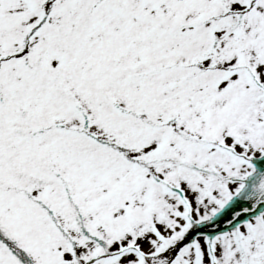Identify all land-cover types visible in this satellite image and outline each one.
I'll return each instance as SVG.
<instances>
[{
    "label": "snow or ice",
    "instance_id": "1",
    "mask_svg": "<svg viewBox=\"0 0 264 264\" xmlns=\"http://www.w3.org/2000/svg\"><path fill=\"white\" fill-rule=\"evenodd\" d=\"M0 264H264V0H0Z\"/></svg>",
    "mask_w": 264,
    "mask_h": 264
}]
</instances>
